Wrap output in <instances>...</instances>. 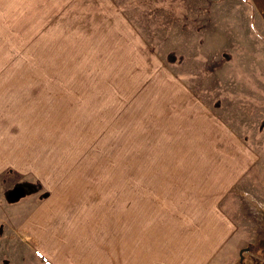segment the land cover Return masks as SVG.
I'll list each match as a JSON object with an SVG mask.
<instances>
[{"label": "rangeland", "instance_id": "obj_1", "mask_svg": "<svg viewBox=\"0 0 264 264\" xmlns=\"http://www.w3.org/2000/svg\"><path fill=\"white\" fill-rule=\"evenodd\" d=\"M256 12L252 0H0V143L13 137L25 155L22 171L0 170V245L18 241L4 192L17 184L36 203L55 185L41 179H59L64 208L81 195L79 207L179 212L209 201L238 243L210 264H264ZM184 230V246L206 238Z\"/></svg>", "mask_w": 264, "mask_h": 264}, {"label": "crops", "instance_id": "obj_2", "mask_svg": "<svg viewBox=\"0 0 264 264\" xmlns=\"http://www.w3.org/2000/svg\"><path fill=\"white\" fill-rule=\"evenodd\" d=\"M252 1L256 13L264 21V0ZM2 141L0 170L9 164L16 171H22L21 160L25 155H17L20 150L13 137L4 136ZM58 180L41 179L43 184L50 181L55 185L51 195L43 196L36 203L29 199L22 201L27 196L22 194L18 200L8 201L5 193L14 190L15 184L4 192L5 205L14 206L7 211L13 214L10 225H14L18 241H14V253L11 244L0 245V258L13 255L21 262L23 255H29L30 264H40V261L41 264H210L223 250V245L238 244L232 220L212 209L209 201L203 202L200 208L179 212L149 205L135 209L133 203L131 208H114L108 204L104 206L101 201L79 207L77 201L85 198L81 195L73 200V203L76 201L72 206L64 208L59 206L64 189ZM67 183L64 180L62 185ZM69 189L66 187L69 196L63 198L73 197ZM36 190L32 189L28 195ZM190 214H198L200 218L193 223L187 218ZM177 215L180 218H176ZM168 224L174 228L168 229ZM192 225L198 226L206 238L184 246L183 235L178 234L177 229L185 231L184 228L188 230ZM168 233L173 236L168 238Z\"/></svg>", "mask_w": 264, "mask_h": 264}, {"label": "water", "instance_id": "obj_3", "mask_svg": "<svg viewBox=\"0 0 264 264\" xmlns=\"http://www.w3.org/2000/svg\"><path fill=\"white\" fill-rule=\"evenodd\" d=\"M21 193H22V192H21V190H19V189H15V190H14V196H15V197H19V196L21 195Z\"/></svg>", "mask_w": 264, "mask_h": 264}]
</instances>
